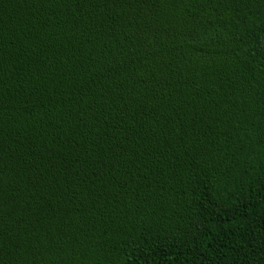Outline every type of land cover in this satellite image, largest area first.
I'll return each instance as SVG.
<instances>
[{
	"label": "trees",
	"instance_id": "16d2710c",
	"mask_svg": "<svg viewBox=\"0 0 264 264\" xmlns=\"http://www.w3.org/2000/svg\"><path fill=\"white\" fill-rule=\"evenodd\" d=\"M0 264H264V0H0Z\"/></svg>",
	"mask_w": 264,
	"mask_h": 264
}]
</instances>
